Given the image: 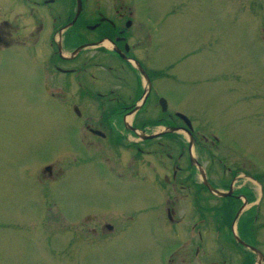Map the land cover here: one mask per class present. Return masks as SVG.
I'll list each match as a JSON object with an SVG mask.
<instances>
[{
	"label": "flooded vegetation",
	"instance_id": "obj_1",
	"mask_svg": "<svg viewBox=\"0 0 264 264\" xmlns=\"http://www.w3.org/2000/svg\"><path fill=\"white\" fill-rule=\"evenodd\" d=\"M163 50L160 23L133 0H0L1 90L20 97L26 89L42 109L52 102L61 118L57 168L46 163L27 170L20 182L0 172V192L5 188L13 198L17 187L36 188L42 201L37 231L70 222L78 248L89 236L92 248H108L109 264L124 242L135 241L134 232L154 224L180 228H169L165 243L149 235L148 264H191L194 240L182 225L206 221L193 216L200 195L205 206L230 205L236 222L251 206L246 180L253 171L224 162V169H216L209 159L214 155L192 153L207 138L199 137L188 104H179L178 87L187 85L177 72L181 57H162ZM85 175L98 183L87 193H105L115 203L69 216L57 192ZM205 236L199 231L197 242ZM238 237L249 244L245 235Z\"/></svg>",
	"mask_w": 264,
	"mask_h": 264
},
{
	"label": "rangeland",
	"instance_id": "obj_2",
	"mask_svg": "<svg viewBox=\"0 0 264 264\" xmlns=\"http://www.w3.org/2000/svg\"><path fill=\"white\" fill-rule=\"evenodd\" d=\"M133 1L141 13L160 23L161 56L181 57L177 72L187 85L178 87L183 96L179 104H188L199 137L207 138L192 147V153L214 155L209 159L216 160V169H224V162L253 171L246 180L252 188L251 206H244L237 222L230 205L205 206L201 195L200 202H195L194 218L206 221L192 226L187 220L182 225L194 240L191 264H257L258 256L248 255L232 236L245 235L264 257V0ZM12 76L19 90V76L16 72ZM25 90L20 98L0 88V172L17 182L25 181L27 170L46 163L57 168L61 136V118L54 104L42 109L35 95L25 96ZM97 185L90 175L66 182L57 192L65 214L74 216L78 210L114 204L105 193H87L97 190ZM1 190L0 264H109L108 248H92L96 246L89 245L93 244L89 236L82 237L78 248L70 222L46 226V233L37 231L34 226L39 224L42 201L36 188L17 187L13 198L5 194L7 189ZM171 227L179 231L180 225L138 229L135 241L124 242L115 252L114 264H148L149 235L165 243L163 234ZM199 231L207 235L200 243ZM165 250L161 248V254Z\"/></svg>",
	"mask_w": 264,
	"mask_h": 264
},
{
	"label": "water",
	"instance_id": "obj_3",
	"mask_svg": "<svg viewBox=\"0 0 264 264\" xmlns=\"http://www.w3.org/2000/svg\"><path fill=\"white\" fill-rule=\"evenodd\" d=\"M182 116H183V115H182ZM189 143L191 144V141H190ZM193 160H194V158H193ZM195 163H196L197 167H198L200 170H202L201 165H200L199 163H197V162H195ZM213 191H214L215 193L219 194V195L221 194V192L218 191V190H214V189H213ZM234 238H235V240H236L237 242H239L240 244L246 246L248 249H250L251 251H253L254 253L257 254V256H258L257 264H261V262H264L263 255H262V253H261L259 250H257L255 247L250 246V245L244 243L243 241H241L240 238H239L236 234H234Z\"/></svg>",
	"mask_w": 264,
	"mask_h": 264
}]
</instances>
